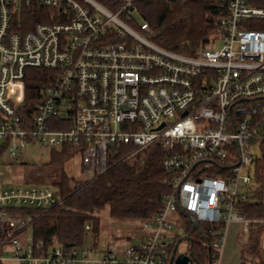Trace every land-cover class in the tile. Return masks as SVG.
<instances>
[{"label": "built area", "instance_id": "2783aa9c", "mask_svg": "<svg viewBox=\"0 0 264 264\" xmlns=\"http://www.w3.org/2000/svg\"><path fill=\"white\" fill-rule=\"evenodd\" d=\"M168 1L0 0V158L23 164L27 145L71 147L91 178L106 172L117 147H131L129 157L156 148L166 179L159 209L140 222L149 235L99 251L22 243L32 219L10 210H46L58 197L0 177L1 262L8 253L13 264H174L172 246L188 254L184 226L171 232L167 221L173 212L208 228L210 264H221L233 224L246 234L260 224L264 251V219L248 220L243 210L255 201L261 159L251 150L264 154V30L251 28L264 23V8L224 0L211 45L185 56L145 36L139 5ZM33 9L40 22L23 32L24 11ZM27 69L51 71L52 82L24 118Z\"/></svg>", "mask_w": 264, "mask_h": 264}, {"label": "trees", "instance_id": "16d2710c", "mask_svg": "<svg viewBox=\"0 0 264 264\" xmlns=\"http://www.w3.org/2000/svg\"><path fill=\"white\" fill-rule=\"evenodd\" d=\"M223 2L170 0L167 3H142L139 11L149 26V33L145 36L163 49L193 56L198 50L209 47L215 39V21L225 14L221 7ZM251 3L264 8V0H251ZM40 11H24L23 32L40 22ZM251 28L264 30V23ZM51 77L49 70L25 71V100L21 109L24 118L33 113L38 91L52 82ZM114 150L108 158L106 172L87 180H75L64 171L65 163L74 155L71 147L50 152L47 165L60 169L58 182L54 184L58 202L46 210H10L14 215L31 217L28 227L32 242L40 241L45 246H81L88 233L96 240L98 214L105 206L109 207L110 217L115 220L142 222L157 212L166 188V179L160 169V151L150 148L139 156L129 157L131 147L122 146ZM254 179L257 184L253 197L255 201L243 205L245 218L252 221L264 219V154L255 165ZM180 216L184 222L187 254L191 262L210 264L212 250L208 247V228L202 224L194 228L183 214ZM262 231L260 224L249 225L247 241L239 252V264H264L259 249ZM93 245L97 246L96 241ZM0 264L4 263L0 261Z\"/></svg>", "mask_w": 264, "mask_h": 264}, {"label": "rangeland", "instance_id": "374dc122", "mask_svg": "<svg viewBox=\"0 0 264 264\" xmlns=\"http://www.w3.org/2000/svg\"><path fill=\"white\" fill-rule=\"evenodd\" d=\"M220 42L215 44V49H219ZM252 154L261 158V153L258 149H252ZM143 153H137V156ZM23 164L12 163L6 155L0 158V177L4 184L7 185H38L48 186L55 191L54 184L58 182L60 169L50 167L47 164L50 160V151L40 145H27L21 157ZM79 157L74 155L64 165L65 173L75 180H87L90 174L87 172L81 173L79 171ZM252 177V176H251ZM99 226L98 236L94 240L91 234L84 237L83 246L90 247L97 243V249L103 251L106 249L110 242L116 244H134L139 241V238L134 237L126 239L127 233L137 234L138 232L145 231L138 221H124L115 220L110 217L109 207L105 206L98 214ZM167 221L171 226V232H176L179 226H184L183 219L178 212L169 213ZM120 235V239H117ZM118 236V237H117ZM117 237V238H116ZM248 235L241 231L240 225L233 224L228 228L227 239L222 250V264H239V252L241 247L247 241ZM20 241L25 244L31 243V229L25 228L23 232L18 235ZM183 245V244H182ZM181 245V246H182ZM179 246V249L180 247ZM179 249L176 251V256L180 254ZM4 264H13L7 258L10 254H4ZM260 257L264 261V251L260 252Z\"/></svg>", "mask_w": 264, "mask_h": 264}, {"label": "water", "instance_id": "95a60500", "mask_svg": "<svg viewBox=\"0 0 264 264\" xmlns=\"http://www.w3.org/2000/svg\"><path fill=\"white\" fill-rule=\"evenodd\" d=\"M181 212V211H180ZM181 214H183L181 212ZM186 219L189 221V223L194 227V228H197L198 227V224L197 222H195L194 220H191L190 216L188 215H185L183 214ZM177 246H178V243L174 246V249H173V253H172V256H171V261L173 260L174 258V254L176 252V249H177ZM174 264H192L190 258L187 256V255H184V254H178L174 260Z\"/></svg>", "mask_w": 264, "mask_h": 264}, {"label": "crops", "instance_id": "0c3cea01", "mask_svg": "<svg viewBox=\"0 0 264 264\" xmlns=\"http://www.w3.org/2000/svg\"><path fill=\"white\" fill-rule=\"evenodd\" d=\"M79 171L82 173V171H81V168H80V163H79ZM149 235V232H145V231H141V232H138L137 234H130V233H127L126 235H125V237H126V239H130V238H134V237H137V238H139V240H141L142 238H144V237H146V236H148ZM118 237V236H117ZM116 237V238H117ZM117 239H120V235H119V237L117 238ZM221 259H222V255H221ZM3 263H4V261H3ZM221 264H222V261H221Z\"/></svg>", "mask_w": 264, "mask_h": 264}]
</instances>
